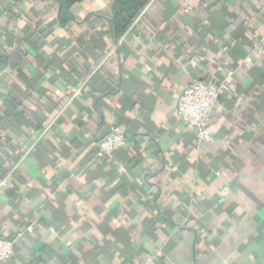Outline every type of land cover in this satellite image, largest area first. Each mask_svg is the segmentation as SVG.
<instances>
[{
	"label": "crops",
	"instance_id": "0c3cea01",
	"mask_svg": "<svg viewBox=\"0 0 264 264\" xmlns=\"http://www.w3.org/2000/svg\"><path fill=\"white\" fill-rule=\"evenodd\" d=\"M116 1L0 0V264H264V0ZM224 78L199 143L180 85Z\"/></svg>",
	"mask_w": 264,
	"mask_h": 264
},
{
	"label": "built area",
	"instance_id": "2783aa9c",
	"mask_svg": "<svg viewBox=\"0 0 264 264\" xmlns=\"http://www.w3.org/2000/svg\"><path fill=\"white\" fill-rule=\"evenodd\" d=\"M251 53L259 54V45L252 43ZM251 53L246 60L251 61ZM230 90L227 78L218 81L193 80L186 85H180V95L177 102L179 118L195 131V139L199 143H210L213 137L209 131V124L218 99ZM125 143V133L118 126H114L110 133L98 141L96 155L103 157L115 151ZM230 192L229 185H223L220 190L219 202ZM22 236L19 232L11 239L0 237V261H6L13 255L17 240ZM154 257L148 256L146 264L152 263ZM175 264V263H171Z\"/></svg>",
	"mask_w": 264,
	"mask_h": 264
},
{
	"label": "trees",
	"instance_id": "16d2710c",
	"mask_svg": "<svg viewBox=\"0 0 264 264\" xmlns=\"http://www.w3.org/2000/svg\"><path fill=\"white\" fill-rule=\"evenodd\" d=\"M56 1L59 4V20H60V22L63 23L68 19H72L71 17L68 16L67 10L72 3H74L78 0H56ZM128 4H131L130 0H118L114 4L113 9H115V11H114L115 14H114V21L113 22H114L116 28L119 29V32L123 31L126 28V26H128V24L131 22V20L134 18V13H133V15L127 16L128 18L122 17V13L125 10L128 11V13H129V11L131 9V7ZM140 7H141L140 5L135 4V6H134L135 12L137 10H139ZM116 11H119V13H116ZM63 15H64V18H63ZM124 20L127 22L123 25L120 24V22L123 23Z\"/></svg>",
	"mask_w": 264,
	"mask_h": 264
}]
</instances>
